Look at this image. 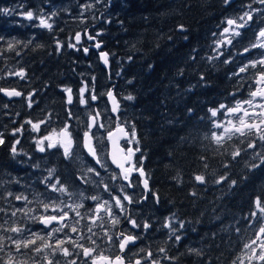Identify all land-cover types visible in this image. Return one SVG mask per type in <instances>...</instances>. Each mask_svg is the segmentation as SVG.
Instances as JSON below:
<instances>
[{
    "label": "clouds",
    "instance_id": "obj_1",
    "mask_svg": "<svg viewBox=\"0 0 264 264\" xmlns=\"http://www.w3.org/2000/svg\"><path fill=\"white\" fill-rule=\"evenodd\" d=\"M0 264H264V0H0Z\"/></svg>",
    "mask_w": 264,
    "mask_h": 264
}]
</instances>
